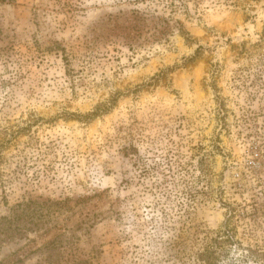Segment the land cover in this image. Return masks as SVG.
Returning <instances> with one entry per match:
<instances>
[{
	"label": "rangeland",
	"instance_id": "374dc122",
	"mask_svg": "<svg viewBox=\"0 0 264 264\" xmlns=\"http://www.w3.org/2000/svg\"><path fill=\"white\" fill-rule=\"evenodd\" d=\"M218 232L264 264V0H0V264H203Z\"/></svg>",
	"mask_w": 264,
	"mask_h": 264
},
{
	"label": "trees",
	"instance_id": "16d2710c",
	"mask_svg": "<svg viewBox=\"0 0 264 264\" xmlns=\"http://www.w3.org/2000/svg\"><path fill=\"white\" fill-rule=\"evenodd\" d=\"M136 15H138L137 21L142 26L141 28L145 27V25H148L146 28L147 31L157 32L161 34L162 37H164L166 36V33L171 30V28H169L168 26L163 25L165 23H168V20H166L165 18L155 16L153 15V13L147 14V13L136 12ZM175 23L177 25V28L179 27L178 30L183 32L182 26H180L178 22ZM97 110H95V112L91 116L96 114ZM229 210L231 211V215L230 214L229 215L231 217H234L235 216L234 210H232L231 208H229ZM225 234L227 233L218 232L215 234L213 238L209 240V242L206 241L202 251L195 255L196 259L203 264H216L219 258L218 251H220L222 245L221 239L225 238V242L227 243L231 242V238H228L227 236L224 237Z\"/></svg>",
	"mask_w": 264,
	"mask_h": 264
}]
</instances>
